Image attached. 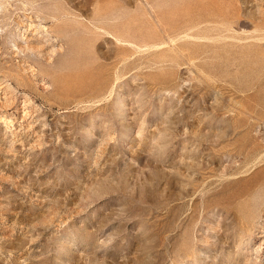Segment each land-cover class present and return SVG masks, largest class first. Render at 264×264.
Here are the masks:
<instances>
[{
    "label": "rangeland",
    "instance_id": "374dc122",
    "mask_svg": "<svg viewBox=\"0 0 264 264\" xmlns=\"http://www.w3.org/2000/svg\"><path fill=\"white\" fill-rule=\"evenodd\" d=\"M263 233L264 0H0V264H264Z\"/></svg>",
    "mask_w": 264,
    "mask_h": 264
},
{
    "label": "bare ground",
    "instance_id": "6f19581e",
    "mask_svg": "<svg viewBox=\"0 0 264 264\" xmlns=\"http://www.w3.org/2000/svg\"><path fill=\"white\" fill-rule=\"evenodd\" d=\"M233 17H234V12H232V11L226 14L227 21L230 23L234 22ZM235 21H237V20H235ZM199 37H201V36H199ZM258 236H260V235L258 234ZM262 243L264 244V236H262L260 241L258 240V244L256 246L254 245L255 246L254 248L257 250L260 247L259 245H262Z\"/></svg>",
    "mask_w": 264,
    "mask_h": 264
}]
</instances>
